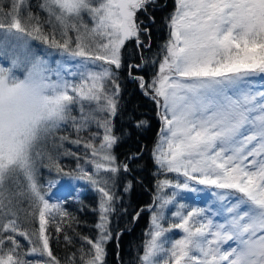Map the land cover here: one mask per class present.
Instances as JSON below:
<instances>
[{"label": "snow or ice", "instance_id": "6c2138e0", "mask_svg": "<svg viewBox=\"0 0 264 264\" xmlns=\"http://www.w3.org/2000/svg\"><path fill=\"white\" fill-rule=\"evenodd\" d=\"M157 5L158 0H106L100 17L103 38L89 50L76 43L71 34L69 39H62L55 32L49 35L43 23H37L36 41L82 61L75 65V71L65 65L62 71L48 76L62 89V99L72 102L69 107L73 110L78 99L102 86L107 111L103 120L95 124L103 130L99 147L95 143L97 133L91 132L89 126L80 127L74 120L71 126L77 134L75 139L61 136L53 139L54 151H38V144L32 151L31 169L23 175L26 188L16 195L29 200L33 217L38 214V229L22 228L12 218L17 213L11 195L5 194V181L18 172L0 174V264H60L50 249L46 216L54 212L66 217L69 213L59 204L49 203L42 191L40 169L67 175L60 163L63 157L75 159L80 167L82 158L66 149L65 143L82 144L91 151L92 158L86 162L96 175L80 167L79 177L100 194V222L95 225L99 235L95 241L85 237L90 249L81 259L83 264H106V244L114 236L109 213L119 211L114 208L117 195L113 189L120 168L113 154L118 143L113 119L119 114L118 101L105 82L116 79L112 66L123 68L122 49L126 42L134 41L138 48L151 47L144 43L141 33L155 24ZM138 13L148 15L149 20L140 19ZM165 21L169 38L163 47L166 54L159 62L158 74L151 83L131 72L129 76L139 81L143 94L157 105L161 128L151 154L154 164L183 179H157L151 207L133 208L129 213L131 202L124 205L121 201L122 215L130 216L133 222L144 211L150 214L146 233L150 238L144 243L140 264H264V0H175V9ZM13 27L19 28V24ZM94 64L95 68L90 66ZM62 72L78 77V82L65 79ZM116 91H120L119 87ZM79 106L78 111H82L83 103ZM128 119L135 117L129 113ZM146 125V121L139 120L134 127ZM85 130L90 132L89 139L80 136ZM125 131L130 139L132 128ZM141 159L142 153L130 151L123 162L125 176L120 179L129 195L134 186L130 177L143 171ZM101 171L110 175L100 177ZM195 185L213 189L211 194L218 207L210 215L206 208L186 210L184 203H175L177 191L195 194ZM165 189L173 192L168 195ZM174 204L172 220L165 226L166 209ZM213 217L221 219L214 221ZM173 230H179L182 236L170 238ZM61 231L57 226L56 232ZM16 236L23 237L30 246L23 254ZM64 239L69 241L70 237L65 235ZM37 255L46 259H27Z\"/></svg>", "mask_w": 264, "mask_h": 264}, {"label": "trees", "instance_id": "16d2710c", "mask_svg": "<svg viewBox=\"0 0 264 264\" xmlns=\"http://www.w3.org/2000/svg\"><path fill=\"white\" fill-rule=\"evenodd\" d=\"M174 3L175 0H158L157 6L159 7V10L155 12V24L148 32L141 33V38L144 43H150L151 47L138 48L134 41H128L122 49L123 68L117 70L112 66V70L116 73V79L110 82L115 89L114 94L117 97L119 113L117 117L113 118L114 134L118 138V143L113 147V154L117 158L118 167L120 168L117 185L113 190L117 195V201L114 208L119 211L109 213V224L114 236L113 239L106 244V264H140L139 257L143 255L144 243L146 239L150 238L146 235L150 229L149 212L144 211L139 220L133 222L130 216L122 215L124 209L121 208V201H123L124 205H127L129 201L131 202L132 207L127 209L129 213L132 212L133 208L140 210L148 206L151 207L154 204L157 179L168 178L172 179L174 182L178 179H183V177H177V174L175 173H167L160 170L158 166L154 164L151 154L158 141L161 121L156 113V107L153 100L150 96H145L143 94V91L139 87V81L133 80L129 76V73L131 72L132 76H142L146 83H151V80L159 71V62L162 61L163 55L166 54L163 47L169 38V31L165 17L170 19V14L174 11ZM163 5H166V7H160ZM151 8L152 6L150 5L149 11H151ZM138 15L142 20H149L148 15L144 13H138ZM142 56L144 57L143 60L141 59ZM133 63L137 65L143 64L144 66L142 68H133L131 67ZM118 87L120 89L119 92L116 91ZM148 91L151 93V89ZM73 109H75V107H73ZM129 113L134 115V120L129 121ZM139 120L146 121L147 125L135 128L134 124ZM68 127L72 126H64L62 135L71 136L72 139H75L77 134L73 130L66 132L65 135V129L67 131ZM89 127L91 132L97 131L98 134L95 141V143H97L102 135V129H98L95 125H90ZM126 128H132L130 139H128L127 132L125 131ZM121 133H123V136ZM86 134L87 130L83 131L80 134L81 138L89 139L90 134ZM66 149L75 151L82 158L81 164H83L84 157L86 156L84 152L87 150L84 149L82 144L75 148L70 147ZM130 151H138L142 153L140 163L143 171L130 177L133 180L134 186L129 195V193L124 192L120 178L125 176L122 165ZM89 159L91 158H88V160ZM60 163L63 165L64 172H66L67 175H64L63 173L57 174L55 171V173L47 172L49 173V176L55 178L53 181L57 182L61 177H73L75 173H79V167H77L75 159L72 160L63 157L61 158ZM85 167L87 170L92 168L89 163H87ZM43 170L44 168L40 169L42 178L43 175H45ZM15 175L16 174L5 181V194L11 195L17 213L16 216L12 217L14 219L15 217L22 215L21 211H26L30 203L27 198L16 195V193H19L25 187L22 180H18L20 179L19 174H17V178ZM79 183L83 184L80 186L76 185L75 187H70V185H68V189L64 193H61L60 190L46 192V189L42 188L49 203L59 204L69 213L66 217H61L54 212L46 216V220L48 221L46 234L49 235L50 249L59 260L60 264H83L81 257L85 256L90 249V245L86 243L85 237H91L94 241L97 239L98 230L95 225L100 222V194L96 192L88 182L85 185V182L80 181ZM195 186L199 189V185ZM64 188H66V186H64ZM164 192L171 195L173 190L165 189ZM69 193H71V195H69ZM176 195L177 200L175 203H184L187 206L186 210H190L192 207H200L197 198L195 199L196 193L192 194V199L191 193L177 191ZM29 210L31 211L30 207ZM172 210H175V204L166 209L167 219L164 222L165 226H167L169 221L172 220V217L170 216ZM25 211H23V213ZM30 211H27L28 213H31V218L27 213L29 217L27 223L30 225L27 227L23 226L22 228L30 229L35 226V218L32 215L33 209L31 212ZM117 224L119 225V230L117 229ZM57 226L62 229L60 233L56 232ZM120 231L123 232V235H120ZM65 235L70 237L69 241L64 239ZM169 236L172 239H176L181 237L182 233H180L179 230H173V233L169 234ZM15 238L22 245L23 254V251H26L30 246L28 245V242L21 237L16 236ZM29 257L30 256H27V259H29ZM37 258L39 260H42L43 258L46 259V257L40 256H37Z\"/></svg>", "mask_w": 264, "mask_h": 264}, {"label": "clouds", "instance_id": "9594fccd", "mask_svg": "<svg viewBox=\"0 0 264 264\" xmlns=\"http://www.w3.org/2000/svg\"><path fill=\"white\" fill-rule=\"evenodd\" d=\"M26 4L27 0H0V174L15 170L27 175L37 144L55 137L74 120L82 128L95 125L107 111L101 86L75 102L84 107L74 115L72 102L62 99V89L48 79L39 58L30 57L23 47L24 40H35L37 23H46L49 35L55 32L69 39L71 34L85 50L95 48L103 38L100 17L106 0H38L43 19L31 11L21 16Z\"/></svg>", "mask_w": 264, "mask_h": 264}, {"label": "rangeland", "instance_id": "374dc122", "mask_svg": "<svg viewBox=\"0 0 264 264\" xmlns=\"http://www.w3.org/2000/svg\"><path fill=\"white\" fill-rule=\"evenodd\" d=\"M5 7H7V5H5ZM174 9H175V5H174ZM26 11H31L33 14H37L40 18H42V19L44 18V13L41 12L38 8V0H27V4L25 6H23L20 10L21 16H23ZM84 19L87 20L88 18L85 16ZM89 23H91V21H89ZM43 27L45 28V30L49 31V25L48 24H46V23L43 24ZM17 39H22V38H17ZM23 47L28 49V53H29L30 57H38L39 58L40 64L43 66V70L45 71V73L48 76H53L54 73L62 71V68L65 65H67L69 68H71L73 71H75L76 70L75 65L77 63H82L81 60H79V59L73 60L72 58L68 57L66 54H64L58 50L51 49V48L43 45L42 43H40L39 41H36V40H31V41L24 40L23 41ZM0 63H3V61H0ZM96 64L102 65L103 62H96ZM90 66L95 68V64L90 65ZM96 70H99V69L97 68ZM158 72L156 74H158ZM62 75L64 76L65 79L70 80L72 83H77L79 80L78 77H72L67 72H62ZM110 81H114V80L106 81L105 82L106 87L109 88L113 93H115V89H114V87ZM153 102H154V105L156 107V113H157V105H156L154 100H153ZM73 107H75V109H73V113L75 115H79L78 109L80 106L74 105ZM63 130L64 129L62 128L57 133V135L55 137L41 141L37 146V150L38 151H54L55 149H54V145H53V139H56V138L63 136L62 135ZM71 130H73L72 127H68L67 131L65 129V135H66V132L71 131ZM93 132L97 133V131H93ZM89 134H90V132L87 130L86 135H89ZM102 135H103V130H102ZM102 135H101L100 139L98 140V142L96 143L97 147H99V143L102 141ZM58 142H59V140L57 139V143ZM155 146H154V148H155ZM64 147L65 148H70V147L75 148L76 145H73L70 143H65ZM154 148H153V150H154ZM84 153L86 154L87 157L86 156L84 157L83 164H80V167H83L85 170H87V168L85 167L87 165L86 161L88 160V158H92L91 157V151L87 150ZM67 159H69V158H67ZM37 162L39 163V158H37ZM80 167L78 168L79 173H80ZM43 171L45 172L44 173L45 175H43L42 181H43V188L46 189V192H49L52 190H54V191L60 190L61 193H64L67 191L68 185H70V187H75L76 185L80 186L83 184V183H79L80 181L85 182L84 185L88 182L84 179H81L79 177V173L78 174L75 173L73 177H69V176L61 177V179H59L57 182H55L53 180L49 181V179H48L49 173H47L48 170L44 168ZM51 173H55L54 170ZM17 174H19V173H17ZM17 174L15 175V177L17 176ZM90 174L94 175V176L96 175L95 170L93 168L90 169ZM107 175H110V174L104 173L103 171H101V173H100V177H104ZM19 177H20V179H18V180H22L23 185L26 188V181L24 180L23 175L19 174ZM50 183H51V187L49 186ZM64 186H66V188H64ZM198 188L199 189L196 192V196L194 195L195 199L197 198L201 208L208 209V214L210 215V213L218 207V203L216 202L215 197H213L211 194L213 189H209L203 185H199ZM192 198H193V196L191 194V199ZM207 207H211V208H207ZM23 211H25V210H23ZM23 211H21L22 215H20L19 217H15V219H17V221L21 225V227H23V226L27 227L30 225L27 222L29 221L28 218L29 217L31 218V213L27 212V211H30L29 207H27V210L24 213H23ZM31 211H32V209H31ZM209 211H210V213H209ZM27 213L29 214V217H28ZM213 219H214V221H220L221 218L220 217H213ZM21 220H23V221H21ZM38 226H39L38 225V215H36L34 227L36 229H38ZM29 230H31V228ZM98 235H99V233L97 231V238H98ZM21 238L24 239L23 237H21ZM231 246H233V245H229L228 247H231ZM37 256H30L28 260L39 261Z\"/></svg>", "mask_w": 264, "mask_h": 264}]
</instances>
